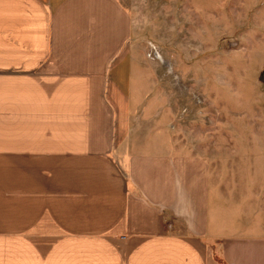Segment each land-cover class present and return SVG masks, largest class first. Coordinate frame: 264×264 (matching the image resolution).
Wrapping results in <instances>:
<instances>
[{
  "label": "crops",
  "instance_id": "1",
  "mask_svg": "<svg viewBox=\"0 0 264 264\" xmlns=\"http://www.w3.org/2000/svg\"><path fill=\"white\" fill-rule=\"evenodd\" d=\"M133 35L119 0H0V264H264V173L178 141Z\"/></svg>",
  "mask_w": 264,
  "mask_h": 264
},
{
  "label": "rangeland",
  "instance_id": "2",
  "mask_svg": "<svg viewBox=\"0 0 264 264\" xmlns=\"http://www.w3.org/2000/svg\"><path fill=\"white\" fill-rule=\"evenodd\" d=\"M119 1L134 25L129 54L130 64L137 70L132 77L146 87L150 101L153 94L163 95L166 100L159 104L166 122L169 111L173 108L176 112L171 113L169 126L188 132L176 134L178 141L187 142V147L204 154L210 163L221 161L225 173L238 161L243 166L238 168L244 172L261 169L264 173L260 160L264 159V80L260 78L262 72L254 70L264 62V2H248L242 14L234 16L231 1L221 7L216 1L211 6L189 0ZM201 8L210 13H201ZM239 31L249 38L241 39V48L232 54L240 45L235 39ZM203 77L216 79L208 88L217 94L211 105L224 106L222 116L206 109V100L202 104V95L212 93L201 91L207 88L200 87ZM221 77L227 80L225 87Z\"/></svg>",
  "mask_w": 264,
  "mask_h": 264
},
{
  "label": "trees",
  "instance_id": "3",
  "mask_svg": "<svg viewBox=\"0 0 264 264\" xmlns=\"http://www.w3.org/2000/svg\"><path fill=\"white\" fill-rule=\"evenodd\" d=\"M263 73L264 72H262V74H261V76H260V78H261V81H263L264 80V78H263ZM216 261L218 262V264H225L224 262H222L220 259H216Z\"/></svg>",
  "mask_w": 264,
  "mask_h": 264
},
{
  "label": "built area",
  "instance_id": "4",
  "mask_svg": "<svg viewBox=\"0 0 264 264\" xmlns=\"http://www.w3.org/2000/svg\"><path fill=\"white\" fill-rule=\"evenodd\" d=\"M154 56H155L154 58L158 57L157 53H155Z\"/></svg>",
  "mask_w": 264,
  "mask_h": 264
},
{
  "label": "bare ground",
  "instance_id": "5",
  "mask_svg": "<svg viewBox=\"0 0 264 264\" xmlns=\"http://www.w3.org/2000/svg\"><path fill=\"white\" fill-rule=\"evenodd\" d=\"M161 60V59H160ZM164 65V64H163Z\"/></svg>",
  "mask_w": 264,
  "mask_h": 264
}]
</instances>
